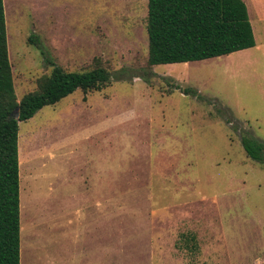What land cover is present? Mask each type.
Here are the masks:
<instances>
[{"label": "rangeland", "instance_id": "1", "mask_svg": "<svg viewBox=\"0 0 264 264\" xmlns=\"http://www.w3.org/2000/svg\"><path fill=\"white\" fill-rule=\"evenodd\" d=\"M243 1L253 47L150 65L148 0H3L17 100L47 57L113 75L18 123L20 264H264L241 144L264 141V0Z\"/></svg>", "mask_w": 264, "mask_h": 264}, {"label": "trees", "instance_id": "2", "mask_svg": "<svg viewBox=\"0 0 264 264\" xmlns=\"http://www.w3.org/2000/svg\"><path fill=\"white\" fill-rule=\"evenodd\" d=\"M3 4L0 0V264H20L18 123L77 89L100 90L113 75L102 66L68 71L47 57L50 73L17 100ZM146 29L150 65L202 60L255 45L243 0H148ZM29 41L39 45L36 36ZM16 107L17 119L12 115ZM241 144L247 157L264 163L263 140L246 132Z\"/></svg>", "mask_w": 264, "mask_h": 264}, {"label": "water", "instance_id": "3", "mask_svg": "<svg viewBox=\"0 0 264 264\" xmlns=\"http://www.w3.org/2000/svg\"><path fill=\"white\" fill-rule=\"evenodd\" d=\"M12 115H13L14 118H16V119L18 118V107L15 108V110L12 113Z\"/></svg>", "mask_w": 264, "mask_h": 264}, {"label": "crops", "instance_id": "4", "mask_svg": "<svg viewBox=\"0 0 264 264\" xmlns=\"http://www.w3.org/2000/svg\"><path fill=\"white\" fill-rule=\"evenodd\" d=\"M250 20V19H249ZM251 23V22H250ZM252 26V25H251ZM253 30V29H252ZM254 34V33H253ZM254 39H255V37H254ZM25 201H22V209H23V213H24V205H25V203H24ZM22 217H23V215H22Z\"/></svg>", "mask_w": 264, "mask_h": 264}, {"label": "bare ground", "instance_id": "5", "mask_svg": "<svg viewBox=\"0 0 264 264\" xmlns=\"http://www.w3.org/2000/svg\"><path fill=\"white\" fill-rule=\"evenodd\" d=\"M6 1V0H5ZM7 3H8V1H7ZM5 10H6V5H5Z\"/></svg>", "mask_w": 264, "mask_h": 264}]
</instances>
